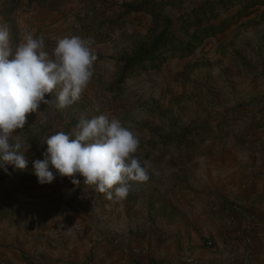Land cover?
Returning a JSON list of instances; mask_svg holds the SVG:
<instances>
[{
    "label": "rangeland",
    "instance_id": "obj_1",
    "mask_svg": "<svg viewBox=\"0 0 264 264\" xmlns=\"http://www.w3.org/2000/svg\"><path fill=\"white\" fill-rule=\"evenodd\" d=\"M0 24L13 49L27 32L49 51L75 35L97 55L78 101L58 109L53 93L14 133L28 166L0 167V254L11 260L0 264H106L101 242L113 264H170L195 251L200 217L235 226L222 216L235 209L208 214L202 198L221 187L225 159L264 150V0H0ZM101 114L138 136L149 179L109 200L50 165L56 178L41 185L33 162L46 138ZM258 221L247 211L243 232Z\"/></svg>",
    "mask_w": 264,
    "mask_h": 264
},
{
    "label": "clouds",
    "instance_id": "obj_2",
    "mask_svg": "<svg viewBox=\"0 0 264 264\" xmlns=\"http://www.w3.org/2000/svg\"><path fill=\"white\" fill-rule=\"evenodd\" d=\"M91 41L79 36H63L49 51L43 36L22 34L15 49L10 44L7 27L0 24V167L28 166L17 130L24 129L29 114L41 113V105L52 103L64 109L79 100L93 77L97 55ZM14 141V142H10ZM45 159L35 160L33 170L38 182L50 184L56 178H71L74 185L83 183L106 198H126L131 182L149 179V161H141L137 152L138 136L122 121L104 114L86 118L81 115L70 132L59 131L45 140ZM7 172V168H5Z\"/></svg>",
    "mask_w": 264,
    "mask_h": 264
},
{
    "label": "crops",
    "instance_id": "obj_3",
    "mask_svg": "<svg viewBox=\"0 0 264 264\" xmlns=\"http://www.w3.org/2000/svg\"><path fill=\"white\" fill-rule=\"evenodd\" d=\"M223 167L220 172L221 187L213 195L208 194L202 198V206L209 204L208 214H211L214 207L216 211L223 209L226 212L230 208L235 209L236 212L228 213L230 216L222 215L224 219L227 218L226 220L232 219L235 226L230 227L221 221L224 226L220 230H212L211 224L222 226L218 223V215L217 217L212 215L200 217L203 218L202 222L206 228L201 235L208 241L212 239L215 247L208 248L206 242H202V236L196 234L192 240L196 245L192 255H187L181 260H173L170 264H188L186 262L188 258H195L198 264H264V235H258L257 231L243 232L242 230L247 211L256 213L262 220V229L264 228V150L247 152L239 159H225ZM236 200L239 201L240 208L233 207ZM240 226L241 229L237 230ZM75 239L78 240L77 237H74ZM57 244L58 242H55L52 247L56 248ZM99 247L103 261L106 264H113L108 254V245L101 242ZM156 247L164 249L165 244L160 243ZM1 262H11V260L0 254Z\"/></svg>",
    "mask_w": 264,
    "mask_h": 264
},
{
    "label": "built area",
    "instance_id": "obj_4",
    "mask_svg": "<svg viewBox=\"0 0 264 264\" xmlns=\"http://www.w3.org/2000/svg\"><path fill=\"white\" fill-rule=\"evenodd\" d=\"M261 227H262V225H260V222L258 221V222H256V223L253 225L252 228H255L256 230H259V231H258V235H262V236H263L262 231H260V230H261ZM250 228H251V227H249V229H250ZM206 246H207V247H212V246H213V242H212V241H208V242L206 243ZM186 262H187L188 264H198L197 261L195 260V258H188V259L186 260Z\"/></svg>",
    "mask_w": 264,
    "mask_h": 264
},
{
    "label": "trees",
    "instance_id": "obj_5",
    "mask_svg": "<svg viewBox=\"0 0 264 264\" xmlns=\"http://www.w3.org/2000/svg\"><path fill=\"white\" fill-rule=\"evenodd\" d=\"M148 59L150 60V62H154L156 60V57L150 56Z\"/></svg>",
    "mask_w": 264,
    "mask_h": 264
}]
</instances>
